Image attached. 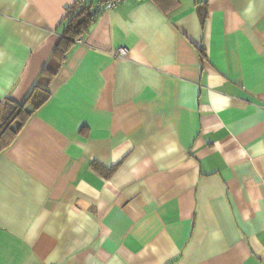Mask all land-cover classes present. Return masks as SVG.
<instances>
[{
  "label": "crops",
  "instance_id": "1",
  "mask_svg": "<svg viewBox=\"0 0 264 264\" xmlns=\"http://www.w3.org/2000/svg\"><path fill=\"white\" fill-rule=\"evenodd\" d=\"M79 2L0 0V264H264V0Z\"/></svg>",
  "mask_w": 264,
  "mask_h": 264
},
{
  "label": "trees",
  "instance_id": "2",
  "mask_svg": "<svg viewBox=\"0 0 264 264\" xmlns=\"http://www.w3.org/2000/svg\"><path fill=\"white\" fill-rule=\"evenodd\" d=\"M92 7V5L84 1L76 6L73 11L71 10L72 13L69 11L72 16L66 30L65 43L67 45L75 43L76 40L89 31L93 23ZM46 72L47 77H50L54 70L48 68ZM50 96V80L44 79L33 87L23 102L19 103L12 100L6 103L7 115L0 120V149L13 142L19 130L31 116L26 111L27 106L32 105L38 109L48 101ZM13 126H16V129H13Z\"/></svg>",
  "mask_w": 264,
  "mask_h": 264
},
{
  "label": "built area",
  "instance_id": "3",
  "mask_svg": "<svg viewBox=\"0 0 264 264\" xmlns=\"http://www.w3.org/2000/svg\"><path fill=\"white\" fill-rule=\"evenodd\" d=\"M85 0H82V3ZM127 0H100L101 5L105 8V10H112L113 8H115L116 6H118L119 4L125 2ZM68 11H70V9L68 8ZM115 56H119V57H125L126 56V50L125 49H119L117 52L114 53Z\"/></svg>",
  "mask_w": 264,
  "mask_h": 264
},
{
  "label": "water",
  "instance_id": "4",
  "mask_svg": "<svg viewBox=\"0 0 264 264\" xmlns=\"http://www.w3.org/2000/svg\"><path fill=\"white\" fill-rule=\"evenodd\" d=\"M99 9H100V5H97V6H95L94 8H93V10H92V14H93V16H94V18H96L98 15H99ZM34 107L32 106V105H28L27 106V108H26V111L28 112V113H30V114H32L33 112H34ZM15 127V126H14ZM13 127V129H15Z\"/></svg>",
  "mask_w": 264,
  "mask_h": 264
}]
</instances>
